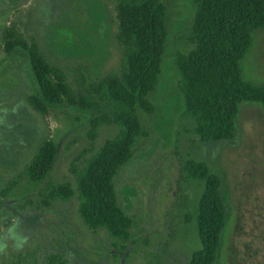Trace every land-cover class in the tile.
Returning a JSON list of instances; mask_svg holds the SVG:
<instances>
[{
    "label": "rangeland",
    "instance_id": "rangeland-1",
    "mask_svg": "<svg viewBox=\"0 0 264 264\" xmlns=\"http://www.w3.org/2000/svg\"><path fill=\"white\" fill-rule=\"evenodd\" d=\"M119 0H0V264H190L200 250L195 209L202 184L187 180V162L204 163L221 181L225 228L215 264H264V109L241 103L231 140L203 144L183 115L176 55L187 53L193 0H163L167 39L161 72L148 101L152 115L137 111L147 134L114 180L119 207L133 228L128 243L81 222L77 199L43 205L48 185H74L73 169L120 134L104 125L90 136L92 116L64 102L36 113L38 95L25 57L7 54L6 42L35 45L76 97L93 98L106 76L121 75L117 41ZM242 79L264 87V29L240 62ZM106 111L112 109L102 103ZM47 142L59 154L48 180L31 184L24 169Z\"/></svg>",
    "mask_w": 264,
    "mask_h": 264
},
{
    "label": "trees",
    "instance_id": "trees-1",
    "mask_svg": "<svg viewBox=\"0 0 264 264\" xmlns=\"http://www.w3.org/2000/svg\"><path fill=\"white\" fill-rule=\"evenodd\" d=\"M193 2L195 14L187 38L192 48L175 58L183 115L193 121L201 143L228 141L234 136L241 103L264 109V87L244 81L240 70V62L252 44V33L264 29V0ZM117 19L123 68L120 76L110 74L95 86L93 98L99 102L76 97L65 75L47 65L35 45L9 41L4 50L25 57L38 90V95L29 99L36 113L46 115L49 107L65 102L92 116L91 137L104 125L120 128L119 136L107 141L80 169H73V186L48 185L43 205L76 198L78 216L89 231L104 230L110 238L128 243L133 223L117 203L114 180L132 158L137 139L147 137L136 113H154L148 98L161 72L167 39L166 7L163 0H119ZM102 103L112 110L106 111ZM58 154L56 144L44 143L24 169L27 180L34 185L45 183ZM184 170L187 180L203 186L195 209L201 248L191 256L190 264H215L225 228L221 181L204 163L187 162Z\"/></svg>",
    "mask_w": 264,
    "mask_h": 264
}]
</instances>
